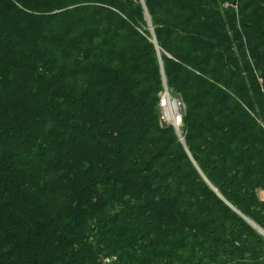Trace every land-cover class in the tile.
<instances>
[{"label": "trees", "instance_id": "16d2710c", "mask_svg": "<svg viewBox=\"0 0 264 264\" xmlns=\"http://www.w3.org/2000/svg\"><path fill=\"white\" fill-rule=\"evenodd\" d=\"M263 190L264 0H0V264H264Z\"/></svg>", "mask_w": 264, "mask_h": 264}, {"label": "built area", "instance_id": "2783aa9c", "mask_svg": "<svg viewBox=\"0 0 264 264\" xmlns=\"http://www.w3.org/2000/svg\"><path fill=\"white\" fill-rule=\"evenodd\" d=\"M160 123L165 126H172L182 136L186 105L180 96L173 94L164 83L163 90L159 95ZM103 264H120L112 257L102 259Z\"/></svg>", "mask_w": 264, "mask_h": 264}, {"label": "water", "instance_id": "95a60500", "mask_svg": "<svg viewBox=\"0 0 264 264\" xmlns=\"http://www.w3.org/2000/svg\"><path fill=\"white\" fill-rule=\"evenodd\" d=\"M161 67H162V64H161ZM162 76H163V80L166 82V79H165V75H164L163 69H162ZM165 84H166V83H165ZM176 134H177V136L179 137L180 141L184 144V139H183V137L180 136L177 132H176ZM254 226H255L256 228H258V230H259L261 233L264 234V231H262V230H261L259 227H257L255 224H254Z\"/></svg>", "mask_w": 264, "mask_h": 264}, {"label": "crops", "instance_id": "0c3cea01", "mask_svg": "<svg viewBox=\"0 0 264 264\" xmlns=\"http://www.w3.org/2000/svg\"><path fill=\"white\" fill-rule=\"evenodd\" d=\"M260 198L264 200V190L259 192Z\"/></svg>", "mask_w": 264, "mask_h": 264}, {"label": "rangeland", "instance_id": "374dc122", "mask_svg": "<svg viewBox=\"0 0 264 264\" xmlns=\"http://www.w3.org/2000/svg\"><path fill=\"white\" fill-rule=\"evenodd\" d=\"M113 259H116L115 257H112Z\"/></svg>", "mask_w": 264, "mask_h": 264}]
</instances>
